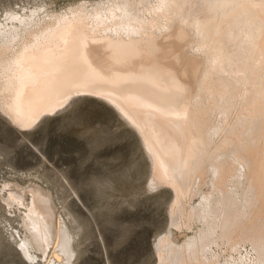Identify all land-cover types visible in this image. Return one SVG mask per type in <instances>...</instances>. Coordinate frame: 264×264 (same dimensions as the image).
I'll use <instances>...</instances> for the list:
<instances>
[{
    "label": "bare ground",
    "instance_id": "bare-ground-1",
    "mask_svg": "<svg viewBox=\"0 0 264 264\" xmlns=\"http://www.w3.org/2000/svg\"><path fill=\"white\" fill-rule=\"evenodd\" d=\"M14 5L0 15V108L27 115L54 102L49 89L76 82L83 57L113 77L94 90L151 105L130 110L171 178L154 264H264V0ZM4 183L31 255L76 260L77 231L58 218L49 191Z\"/></svg>",
    "mask_w": 264,
    "mask_h": 264
},
{
    "label": "snow or ice",
    "instance_id": "snow-or-ice-1",
    "mask_svg": "<svg viewBox=\"0 0 264 264\" xmlns=\"http://www.w3.org/2000/svg\"><path fill=\"white\" fill-rule=\"evenodd\" d=\"M81 60V75L76 82L57 81L49 89L55 96L54 102L49 99L30 110L27 115L11 105L0 108V173L8 159V148L17 144L19 148H30L37 165L34 172H38L41 167L47 168L49 158L43 152L42 144L53 133L60 138H66L69 132L74 133L73 140H78L81 144L85 140L103 138L119 145L121 152L118 175L123 182L134 184L137 189L122 207L121 214L110 212L112 176L107 172L101 173L99 162L93 169V161L97 156L94 146L79 157L83 161L82 176L78 185L72 184L75 194L71 196V200L75 201L78 196L88 205L90 211L82 215L89 227L94 222L97 229L103 231L105 223L110 224L112 238L103 241L106 248L123 249L135 235L154 222V214L158 209L167 211L172 203L169 183L171 178L166 170L161 171L152 147H145V142L141 139L144 129L130 110L151 108V105L124 96L122 92L118 99L113 95L117 91L115 88L107 93L94 90L97 82H108L113 77L97 72L83 57ZM175 171L182 174L180 168ZM5 179L6 173L0 174V183L4 184L0 188V208L7 207L11 210L17 201L14 195H10L13 188L4 183ZM85 195L88 196L87 200L84 199ZM76 223L83 230L80 216L76 217ZM0 244L23 253L22 264H39V260L31 255L35 248L28 240L20 241L17 234L12 232L11 226L0 227ZM71 264H76L75 259H72Z\"/></svg>",
    "mask_w": 264,
    "mask_h": 264
},
{
    "label": "rangeland",
    "instance_id": "rangeland-1",
    "mask_svg": "<svg viewBox=\"0 0 264 264\" xmlns=\"http://www.w3.org/2000/svg\"><path fill=\"white\" fill-rule=\"evenodd\" d=\"M78 1L0 0V15L4 7L8 5L15 7V3L16 6H32L43 3L51 9L63 10L68 4ZM74 135L69 132L66 138H60L53 133L42 144L43 152L49 158L48 167H41L38 172L33 171L37 165L29 147L19 148L18 144L9 147L7 150L8 159L3 164V172L0 174L6 173L5 181H16L23 186L37 184L49 191L58 218H62L71 230L77 231L76 241L79 256L75 260L76 264H108L109 261L111 264H132L133 261L135 264H154V235L164 230L165 227L167 228L166 212L158 209L154 214V222L149 223L135 235L127 247L123 249L106 248L103 241L112 238L110 224L105 223L103 231L98 230L94 222L89 227L87 220L82 215V213L90 211L88 205L78 196L75 201L71 200V196L75 194L72 184L78 185L82 176L83 161L79 157L94 146L97 156L93 161V169L99 162L101 173L107 172L112 176L113 190L109 197L111 213L121 214L122 207L128 203L130 197L134 196L136 190L131 192V184L123 182L118 175L121 152L119 145L109 143L103 138L85 140L81 144L78 140H73ZM2 184L0 183V188ZM84 199L87 200L88 196L85 195ZM77 216L81 218L83 230L76 223ZM5 226H11L12 232L17 234L18 239L24 235L19 214L14 208L11 210L7 207L0 208V227ZM182 234L181 231L176 230L175 238L180 240ZM22 261L23 258L15 248L0 244V264H22Z\"/></svg>",
    "mask_w": 264,
    "mask_h": 264
}]
</instances>
